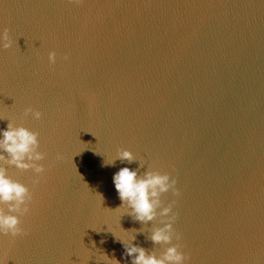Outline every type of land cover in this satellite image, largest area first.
<instances>
[{"label": "water", "instance_id": "1", "mask_svg": "<svg viewBox=\"0 0 264 264\" xmlns=\"http://www.w3.org/2000/svg\"><path fill=\"white\" fill-rule=\"evenodd\" d=\"M0 28V128L36 131L45 169L6 165L32 200L0 264H130L115 236L141 227L159 249V217L115 209L112 174L139 160L176 180L185 264H264V0H0ZM117 149L138 160L101 167Z\"/></svg>", "mask_w": 264, "mask_h": 264}, {"label": "clouds", "instance_id": "2", "mask_svg": "<svg viewBox=\"0 0 264 264\" xmlns=\"http://www.w3.org/2000/svg\"><path fill=\"white\" fill-rule=\"evenodd\" d=\"M12 46L13 41L8 30L0 28V50ZM47 59L50 64H54L56 53L49 51ZM22 115L35 120L41 118V112L31 107H25ZM38 137L36 131L10 120L5 128H0V235L16 237L23 233L20 217L29 212L32 195L25 184L13 180L7 174L6 165L21 170L31 169L37 175L43 173L45 169L40 161L44 159V153L39 150ZM56 158L62 159L60 154ZM117 160L130 164L138 159L128 149H117L110 158L104 156L101 167L112 166ZM144 165L139 160L137 168L123 166L112 174V184L120 200V205L115 209H123L121 215L127 214L142 225H147L159 217L156 225L151 224L146 236L154 246L159 245V249L153 247L148 250L133 243L136 234L144 232L141 227L131 229V234L125 238L115 236L123 247L122 256L126 255L130 264H185L187 255L181 251L179 243H172L174 238L180 240L179 234L173 228L176 213L173 212L171 203L164 206L161 200V195L170 190L179 196L175 187L176 180L170 174L148 166L141 172ZM100 261L104 264H119L115 257H109L105 253Z\"/></svg>", "mask_w": 264, "mask_h": 264}]
</instances>
